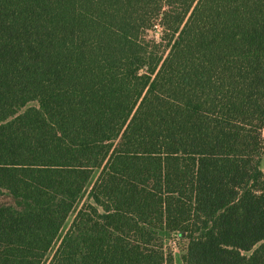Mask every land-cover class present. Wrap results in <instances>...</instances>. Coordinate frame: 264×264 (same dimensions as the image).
<instances>
[{"label":"trees","instance_id":"obj_1","mask_svg":"<svg viewBox=\"0 0 264 264\" xmlns=\"http://www.w3.org/2000/svg\"><path fill=\"white\" fill-rule=\"evenodd\" d=\"M263 133L264 0H0V264H264Z\"/></svg>","mask_w":264,"mask_h":264},{"label":"rangeland","instance_id":"obj_2","mask_svg":"<svg viewBox=\"0 0 264 264\" xmlns=\"http://www.w3.org/2000/svg\"><path fill=\"white\" fill-rule=\"evenodd\" d=\"M149 34L151 37H155L158 41H160L161 40L160 36L162 35V29L157 28L156 30L150 31ZM263 135H264V133H263ZM73 217H74V215H72L70 217L69 221L67 222V224L63 230V233H65L67 231L68 227L71 224V221L73 220ZM164 237H165V241H164L165 246L167 248H169L174 254L175 264H184L181 256H182L183 252L185 251L186 244H187L186 241L181 239V238L175 237V236H169L168 234L165 235ZM51 254H52V252L50 253V256H51Z\"/></svg>","mask_w":264,"mask_h":264},{"label":"crops","instance_id":"obj_3","mask_svg":"<svg viewBox=\"0 0 264 264\" xmlns=\"http://www.w3.org/2000/svg\"><path fill=\"white\" fill-rule=\"evenodd\" d=\"M262 168L264 169V159H263V162H262Z\"/></svg>","mask_w":264,"mask_h":264}]
</instances>
